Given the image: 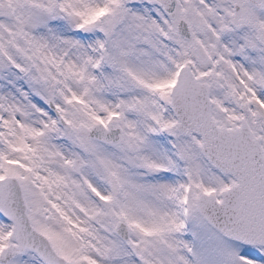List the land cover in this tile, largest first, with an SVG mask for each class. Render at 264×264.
I'll list each match as a JSON object with an SVG mask.
<instances>
[{
	"label": "snow or ice",
	"instance_id": "6c2138e0",
	"mask_svg": "<svg viewBox=\"0 0 264 264\" xmlns=\"http://www.w3.org/2000/svg\"><path fill=\"white\" fill-rule=\"evenodd\" d=\"M0 264H264V0H0Z\"/></svg>",
	"mask_w": 264,
	"mask_h": 264
}]
</instances>
